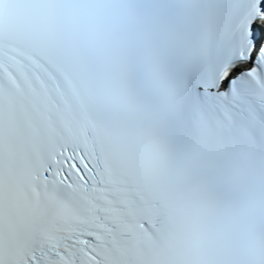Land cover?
<instances>
[{"label": "snow or ice", "instance_id": "snow-or-ice-1", "mask_svg": "<svg viewBox=\"0 0 264 264\" xmlns=\"http://www.w3.org/2000/svg\"><path fill=\"white\" fill-rule=\"evenodd\" d=\"M0 264H264V0H0Z\"/></svg>", "mask_w": 264, "mask_h": 264}]
</instances>
